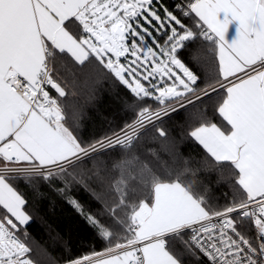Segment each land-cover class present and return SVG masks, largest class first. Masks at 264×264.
<instances>
[{
	"label": "snow or ice",
	"instance_id": "obj_1",
	"mask_svg": "<svg viewBox=\"0 0 264 264\" xmlns=\"http://www.w3.org/2000/svg\"><path fill=\"white\" fill-rule=\"evenodd\" d=\"M41 207L63 264H264V0H0V264H58Z\"/></svg>",
	"mask_w": 264,
	"mask_h": 264
},
{
	"label": "trees",
	"instance_id": "obj_2",
	"mask_svg": "<svg viewBox=\"0 0 264 264\" xmlns=\"http://www.w3.org/2000/svg\"><path fill=\"white\" fill-rule=\"evenodd\" d=\"M171 3L170 1H167ZM101 99L96 105L97 112L103 116H107L110 121L122 122L127 117L123 112H120L116 106L112 103L109 90L105 86L100 92ZM87 116L84 121L87 129V134L93 131L94 125L96 127L100 124L95 112H87ZM186 114L181 111L179 114H175L171 120L166 122V127L172 130L173 135H177L181 131V125H185ZM180 151L185 157L190 154L199 158L201 149L192 142H184L180 145ZM163 155V153L161 154ZM215 195L220 196V191H215ZM223 202V200H221ZM32 238L43 248L50 253L51 257L55 259L58 264H63V260L69 257L67 251L71 249L72 256H79L80 254L87 252L90 246L95 245L97 250L102 246L101 243L96 240L92 234L83 226H77V223L71 219L70 215L66 211H61L59 208L55 215L47 214L44 208H40L38 211L35 222L28 228Z\"/></svg>",
	"mask_w": 264,
	"mask_h": 264
},
{
	"label": "built area",
	"instance_id": "obj_3",
	"mask_svg": "<svg viewBox=\"0 0 264 264\" xmlns=\"http://www.w3.org/2000/svg\"><path fill=\"white\" fill-rule=\"evenodd\" d=\"M167 1H170L171 2V0H167Z\"/></svg>",
	"mask_w": 264,
	"mask_h": 264
}]
</instances>
